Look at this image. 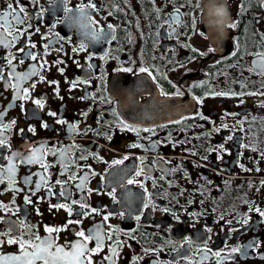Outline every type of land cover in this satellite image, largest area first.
Wrapping results in <instances>:
<instances>
[{"label": "flooded vegetation", "instance_id": "1", "mask_svg": "<svg viewBox=\"0 0 264 264\" xmlns=\"http://www.w3.org/2000/svg\"><path fill=\"white\" fill-rule=\"evenodd\" d=\"M9 4L0 264L80 231L92 264H264V0Z\"/></svg>", "mask_w": 264, "mask_h": 264}, {"label": "snow or ice", "instance_id": "2", "mask_svg": "<svg viewBox=\"0 0 264 264\" xmlns=\"http://www.w3.org/2000/svg\"><path fill=\"white\" fill-rule=\"evenodd\" d=\"M94 7V6H93ZM8 8L11 11H5L2 15H0V29L4 30V33L7 35L13 34V23L22 25L25 23L24 16L22 15L25 12L24 7L17 6L14 7L12 4L8 5ZM69 11H72L69 9ZM81 12L83 13V9H81ZM220 16H223V10H219L218 13ZM223 23V20L220 21ZM234 26V25H233ZM111 27V26H110ZM16 36H13L12 41H7L3 38V34H0V43L4 44L6 47L10 46L11 44L15 43ZM32 47H35V45H32ZM23 51V49H21ZM32 59H35V56H32ZM10 63V62H9ZM140 71H146V69H140ZM32 73L28 74L31 75ZM27 78V77H24ZM76 85L73 84V87ZM35 103L39 105L40 107H43V104L40 100H36ZM50 115H55V113H50ZM61 123H64V121H60ZM47 127V125H45ZM34 131V129H32ZM3 141H0L2 143ZM43 147V146H42ZM41 149H33V155L36 152H40ZM29 162H32V158H28ZM117 163H120V161H117ZM43 166V165H42ZM11 171V169H10ZM39 187V185H37ZM30 202V201H26ZM86 205H81V207H85ZM54 207H65V205H58ZM93 211H96L93 209ZM256 211H260L259 209H256ZM261 216H264V212H260ZM107 219V217H105ZM11 231V229L9 230ZM47 232H58L61 231V229L56 228H47ZM79 237H81V241L76 242L71 246V249L66 251L63 247H57L55 254L52 253L51 249L53 247V242L51 240L44 241L40 240L39 237H37V240H40L39 244H33L31 241H24V240H9V243H16L19 244L21 252L24 253V256L27 258L25 261V264H36L37 261H43V264H85V261H87V264H92L91 260L88 258L90 254L99 251L102 247V240L99 236L92 234V235H85L83 231H80L77 233ZM96 240V247L94 249H89L87 247V244L91 242L92 240ZM32 248V252H28L26 249ZM233 252L239 251L238 248L232 249ZM218 255V253H217ZM67 258V259H65ZM11 260H20V256H12L10 258Z\"/></svg>", "mask_w": 264, "mask_h": 264}]
</instances>
